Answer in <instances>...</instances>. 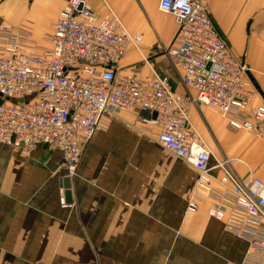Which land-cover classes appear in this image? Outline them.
Instances as JSON below:
<instances>
[{"label":"crops","instance_id":"0c3cea01","mask_svg":"<svg viewBox=\"0 0 264 264\" xmlns=\"http://www.w3.org/2000/svg\"><path fill=\"white\" fill-rule=\"evenodd\" d=\"M158 1L87 0L97 15L110 6L141 35L140 50L127 45L115 70L168 71L163 49L177 24ZM202 1L232 53L244 55L254 100L264 103V0ZM65 2L0 0V23L26 26L32 44L45 46ZM46 11L47 18L31 17ZM170 84L188 92L181 80L185 92ZM189 113L216 157L231 158L239 177L251 173L264 182L262 139L231 129L213 107L193 105ZM158 130L136 112L106 111L69 176L65 204L59 200L65 169H54L60 150L33 145L24 151L0 142V264H264V249L232 228V197L217 180L216 194L187 210L197 170L156 141ZM213 204L223 207V217L208 213Z\"/></svg>","mask_w":264,"mask_h":264},{"label":"built area","instance_id":"2783aa9c","mask_svg":"<svg viewBox=\"0 0 264 264\" xmlns=\"http://www.w3.org/2000/svg\"><path fill=\"white\" fill-rule=\"evenodd\" d=\"M158 9L177 24L163 50L188 90L184 94L171 88L167 74L145 76L135 66L115 70L127 45L140 50L141 35L108 5L97 15L87 0H66L41 47L32 44L26 26L1 22L0 142L24 151L33 145L58 149L70 176L106 111L136 112L141 123L158 126L162 147L197 170L187 210L216 194L217 180L232 197V228L264 249V182L251 173L239 177L231 158L216 157L189 113L193 105L213 107L231 129L264 141V103L254 100L246 63L235 58L202 0H159ZM59 200L66 203L62 186ZM208 213L225 214L219 204Z\"/></svg>","mask_w":264,"mask_h":264},{"label":"rangeland","instance_id":"374dc122","mask_svg":"<svg viewBox=\"0 0 264 264\" xmlns=\"http://www.w3.org/2000/svg\"><path fill=\"white\" fill-rule=\"evenodd\" d=\"M49 16V13H45V15H35V14H31V17L34 19V20H39V18H47ZM212 18V16H211ZM213 22V21H212ZM214 24V23H213ZM215 26V25H214ZM16 27H19V26H16ZM216 27V26H215ZM217 29V27H216ZM218 30V29H217ZM219 32V31H218ZM219 34H222V33H219ZM224 34V33H223ZM224 37H226V35L224 34ZM227 38V37H226ZM225 39V38H224ZM228 41V39L226 40L225 39V42ZM235 58L241 62H245L246 61L244 60V55L242 54V59L238 58L235 54H234ZM166 65H167V68H168V71L165 73L168 75L169 79L171 80V83L173 85V87L179 91V92H185L186 90L184 89L183 86L180 85V78H179V75H178V72L176 70V67L174 66V62L173 60L171 59L170 56H167V62H166ZM247 67H248V71H249V65L246 63ZM114 111V110H113ZM256 137V136H255Z\"/></svg>","mask_w":264,"mask_h":264},{"label":"water","instance_id":"95a60500","mask_svg":"<svg viewBox=\"0 0 264 264\" xmlns=\"http://www.w3.org/2000/svg\"><path fill=\"white\" fill-rule=\"evenodd\" d=\"M2 102V99L0 98V103ZM43 147H45V145H43ZM62 162V159H59L58 162L56 163V165L54 166V169L56 167H58ZM61 186L64 187V199H65V202L68 203L70 202L71 200V197H70V189H69V176H64L61 178Z\"/></svg>","mask_w":264,"mask_h":264}]
</instances>
